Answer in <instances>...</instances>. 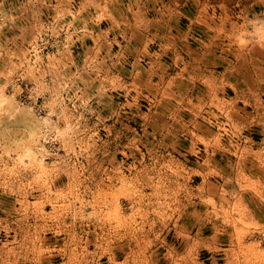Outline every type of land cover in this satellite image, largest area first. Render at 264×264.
I'll return each mask as SVG.
<instances>
[{"label":"rangeland","instance_id":"obj_1","mask_svg":"<svg viewBox=\"0 0 264 264\" xmlns=\"http://www.w3.org/2000/svg\"><path fill=\"white\" fill-rule=\"evenodd\" d=\"M0 264H264V0H0Z\"/></svg>","mask_w":264,"mask_h":264}]
</instances>
